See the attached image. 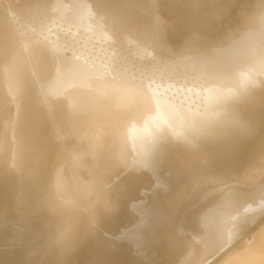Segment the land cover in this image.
<instances>
[{"label": "bare ground", "instance_id": "1", "mask_svg": "<svg viewBox=\"0 0 264 264\" xmlns=\"http://www.w3.org/2000/svg\"><path fill=\"white\" fill-rule=\"evenodd\" d=\"M0 2V264H264V0ZM168 148L193 158L153 188L175 204L132 206ZM210 166L225 186L191 182ZM105 195L137 216L103 218ZM74 217L99 243L44 258Z\"/></svg>", "mask_w": 264, "mask_h": 264}, {"label": "rangeland", "instance_id": "2", "mask_svg": "<svg viewBox=\"0 0 264 264\" xmlns=\"http://www.w3.org/2000/svg\"><path fill=\"white\" fill-rule=\"evenodd\" d=\"M204 3H206L207 0H202ZM0 7L3 10H7L6 5L4 3L0 2ZM169 7H168V0H158V7H157V14L159 18H162L163 20L168 19L169 17ZM233 16V15H232ZM224 15H216L215 16V20H220V23L217 24H224L225 19L223 20ZM214 19V18H213ZM229 24L230 27H233L234 23L231 19H229ZM217 26V25H216ZM224 26V25H223ZM215 26L214 27H208V28H204V27H200L199 30H197L198 32L202 33L203 30L206 29V35L207 38H202L203 35H201L200 39H198L194 45L192 46V50L193 51H198L201 50V48H203V46L205 45L203 40L208 39L209 35L213 32ZM38 29V28H36ZM196 30V29H195ZM196 31V32H197ZM67 44V45H66ZM63 45V52L66 54L67 57H69L70 59L73 58V60L77 61V62H81L83 65L87 66V67H91L92 69H96L98 71L101 72V70H104V73H102L103 75L107 76L108 78V73L112 72L115 70V67L119 65H117L114 62H111L109 60L108 63H99L96 61H89V58L91 56H87L83 51H73L72 48L70 46H68V43L62 42ZM172 47L171 49L173 51H175L176 49H178L179 46H177V43L171 42L170 44ZM176 47V48H175ZM205 47V46H204ZM83 55H86L88 58H86V56L84 57ZM83 59V60H81ZM85 60V62H83ZM88 64V65H87ZM93 64V66H92ZM99 64V65H98ZM91 65V66H90ZM103 67V68H102ZM99 68V69H97ZM105 68V69H104ZM109 68V69H108ZM114 68V70H113ZM103 72V71H102ZM112 73H109V75H112ZM112 76H115V78H118L116 76V71L113 73ZM255 147H257L259 149V145H256ZM148 158L152 159V164L155 165V170L153 171L152 175L149 177V180H152V184L149 186V189L147 190V193L145 194V196L142 199H132L129 204H131L132 206H136L138 205L137 203H140L142 206L143 205H156L158 203V201H165V204H168L169 206H173L175 204V201H171L174 199H167L165 196V193H168L172 190V186L170 187H166L164 190L165 191H160L163 187L160 185H157L158 183H171L173 181H175V173H180L183 171H187V169H189V167L191 166V164L193 163V161L191 159L193 158H189L188 160H182L179 157V154L174 150V149H166L162 154H160L157 157H151L149 156ZM216 160V159H215ZM215 162V161H214ZM143 163H147V160H145V162ZM214 164V163H213ZM213 167L210 166L208 167L205 171L203 172H207V173H201V172H195L194 174H191V182L193 184H205V185H211V186H216V185H221V186H225L227 184L226 182V177L222 176L220 173H218L215 169H212ZM158 171V174L155 172ZM213 176L210 180H208L207 176ZM157 181V182H156ZM179 181V179H178ZM156 187L159 188V191H155L153 188ZM107 189H102V192H105ZM175 190V189H174ZM188 190V187L185 186L184 190L181 189V191L185 192ZM137 191V190H136ZM90 199H88L87 201H83L80 202L79 208L76 209V218L82 217L83 215H86L85 212L87 210L88 207H90L94 201V197H96L95 192L92 193L90 195ZM108 198H110L108 201H106ZM163 199V200H160ZM105 199V204L104 206H102V214H103V218L105 219H118V221H123L124 219L127 218H135L137 216V211L133 208H131L129 210V208L126 206L125 208L127 210H121L119 208H117V199L114 196H104L103 200ZM89 216V215H88ZM88 216H86V219L89 223V225H94L96 228L99 229L100 232H102V234L107 235L109 232H107V227L104 225H100L97 224V220L94 218H90L88 219ZM90 217V216H89ZM85 218V217H84ZM99 220V219H98ZM75 217L74 219H72L68 224H66L64 227L59 228V230L56 232L54 238L52 240H50L48 245H45V249L42 252V255L44 258H52L54 260H58L63 253H70L71 251L81 247L83 244H90V243H99V241L101 240V237H99L97 239L96 236H92L90 233L88 234V232H84L82 231L75 222ZM78 227V228H77ZM77 228V229H76ZM78 235V239L75 242L71 243V237H73L74 235ZM75 237V236H74ZM96 238V239H95ZM100 239V240H99ZM99 240V241H97ZM138 242V240H137ZM26 247V245L22 244L19 245V248H24ZM22 264H28V262L23 259ZM68 264V261H67Z\"/></svg>", "mask_w": 264, "mask_h": 264}]
</instances>
